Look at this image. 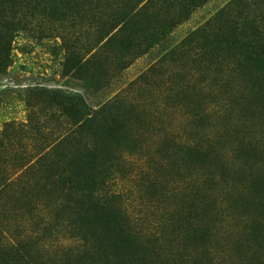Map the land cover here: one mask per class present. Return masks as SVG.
<instances>
[{"label": "rangeland", "instance_id": "rangeland-1", "mask_svg": "<svg viewBox=\"0 0 264 264\" xmlns=\"http://www.w3.org/2000/svg\"><path fill=\"white\" fill-rule=\"evenodd\" d=\"M163 1L147 21L188 15L163 41L159 28L143 31L147 45L129 51L93 45L95 0L63 20L42 12L48 3L15 6L27 23L0 73V264H264V77L243 75L234 49L213 43L237 4ZM76 56L83 73H66ZM54 92L81 95L110 141L90 192L71 193L63 212L34 150L45 141L56 154L69 127ZM82 195L122 217L125 257L69 224Z\"/></svg>", "mask_w": 264, "mask_h": 264}, {"label": "trees", "instance_id": "trees-1", "mask_svg": "<svg viewBox=\"0 0 264 264\" xmlns=\"http://www.w3.org/2000/svg\"><path fill=\"white\" fill-rule=\"evenodd\" d=\"M80 1L82 0H0V4L4 5V7H0V39H2L0 73L10 63L9 53L13 33L26 29L25 10L21 16L20 9L15 8L17 4L26 9L31 3L38 4V6L48 3L47 9L46 7L41 8L42 12L63 20L65 15L75 12L78 14L81 11V9H75ZM153 1L156 0H95V2H91L92 5L89 9L93 18L96 19V35L93 45L97 46L103 39H106L104 45L115 43L121 51L138 49L137 47L142 44L147 45V41H141L138 35L143 31L149 32L150 29L154 30L155 28L156 30L159 28V31L153 32L152 37L155 35V39L163 41L167 37L168 28L183 20L188 15V11H184L183 15L179 13L177 18L172 20L164 19L163 24L157 23V21L153 23L147 21L148 18L158 19V12H153L152 9ZM173 1L163 2H166L167 6H172ZM190 1L194 5L206 0ZM68 4H72L71 12L66 8ZM231 4L234 7L237 4L235 12H233L234 21H228L230 23L229 30L225 31L219 42L214 41L213 43L223 46L225 50L234 49L232 53L241 65L240 73L250 77L258 76L261 73L259 77H264V31L261 30L263 28L264 0H234ZM59 5L65 7L60 8ZM110 33L112 34L109 36ZM85 62L76 56L70 63H64V71L70 73L73 70V73H83L84 66L87 64ZM99 70L94 73L96 77L100 76ZM81 77H83L82 74ZM48 101L49 103L55 101L54 103L61 105L62 115L69 127L62 139V147L56 154L54 151L49 155L45 151L47 147L44 145L45 141L38 144L39 147L34 150L38 153L37 159L46 165L45 173L47 175L42 178L48 182L49 187L43 188L53 192L51 197L54 201L59 202L61 205L59 210L63 208V212L69 208V203L74 202L71 193L78 191L81 186L90 192V185L94 182L95 177L101 175V171L98 172V170L106 161L110 141L107 133L95 131V128H100L101 124L96 123L95 115H92L90 107L81 95L66 97L54 92ZM40 102L46 103L47 101L31 102L30 99H26L28 107H33L35 104L37 106ZM93 121H95V125L90 127ZM121 122H126V119ZM33 128L37 129L36 122L33 124ZM0 146H3L2 141H0ZM22 166L20 165L18 169ZM97 201L90 200L89 195H82V198L75 200V209L77 205L79 206L70 220L68 219L69 224L77 222L80 226L78 229L83 230V233L91 237L95 233L96 236H101V240L111 241L120 256L125 257L128 248L122 238L124 231L122 217L118 218L114 211H107L100 207L101 205ZM74 217L75 221H73Z\"/></svg>", "mask_w": 264, "mask_h": 264}]
</instances>
